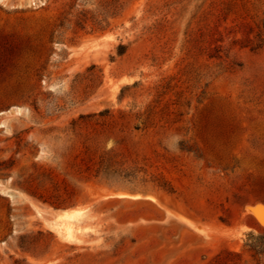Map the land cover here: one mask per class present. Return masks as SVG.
I'll use <instances>...</instances> for the list:
<instances>
[{
  "label": "rangeland",
  "instance_id": "obj_1",
  "mask_svg": "<svg viewBox=\"0 0 264 264\" xmlns=\"http://www.w3.org/2000/svg\"><path fill=\"white\" fill-rule=\"evenodd\" d=\"M263 206L264 0H0V264H264Z\"/></svg>",
  "mask_w": 264,
  "mask_h": 264
},
{
  "label": "trees",
  "instance_id": "obj_2",
  "mask_svg": "<svg viewBox=\"0 0 264 264\" xmlns=\"http://www.w3.org/2000/svg\"><path fill=\"white\" fill-rule=\"evenodd\" d=\"M125 52V46L120 45L119 54ZM245 246L253 250L256 254L260 256H264V235L260 233H255L254 231H250L248 233V239L245 242Z\"/></svg>",
  "mask_w": 264,
  "mask_h": 264
},
{
  "label": "bare ground",
  "instance_id": "obj_3",
  "mask_svg": "<svg viewBox=\"0 0 264 264\" xmlns=\"http://www.w3.org/2000/svg\"><path fill=\"white\" fill-rule=\"evenodd\" d=\"M259 209L261 210V213L259 212ZM252 210L255 212L256 216L259 218V221L262 225H264V219L261 217L264 216V206L263 207H256L252 208ZM262 214V215H261ZM260 216V217H259ZM256 217V218H257Z\"/></svg>",
  "mask_w": 264,
  "mask_h": 264
}]
</instances>
